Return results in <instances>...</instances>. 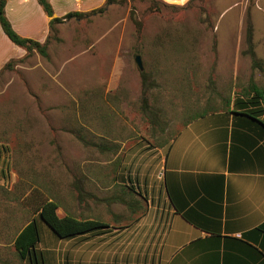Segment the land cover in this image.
I'll return each mask as SVG.
<instances>
[{"label":"rangeland","instance_id":"374dc122","mask_svg":"<svg viewBox=\"0 0 264 264\" xmlns=\"http://www.w3.org/2000/svg\"><path fill=\"white\" fill-rule=\"evenodd\" d=\"M106 1L52 0L55 16L88 13L55 31L32 3L25 37L50 35L49 55L34 52L0 72V264H30L15 239L32 219L42 264H155L154 240L168 226L160 178L173 139L194 114L224 110L252 80L264 87V0H161L159 10L151 0ZM6 39L5 54L25 50ZM45 199L60 216L110 228L61 238L35 213Z\"/></svg>","mask_w":264,"mask_h":264},{"label":"crops","instance_id":"0c3cea01","mask_svg":"<svg viewBox=\"0 0 264 264\" xmlns=\"http://www.w3.org/2000/svg\"><path fill=\"white\" fill-rule=\"evenodd\" d=\"M59 1L67 5L81 0ZM6 2V15L21 35L30 34L29 7L35 2L49 27L51 18L37 0ZM3 32L0 24V71L9 59L26 53L5 54ZM163 162L160 179L168 226L154 240L156 254L151 260L155 264H264V228L259 229L264 224V128L242 114H208L180 131ZM132 229L128 226L122 232L124 242H131Z\"/></svg>","mask_w":264,"mask_h":264},{"label":"trees","instance_id":"16d2710c","mask_svg":"<svg viewBox=\"0 0 264 264\" xmlns=\"http://www.w3.org/2000/svg\"><path fill=\"white\" fill-rule=\"evenodd\" d=\"M126 0H107L106 5L123 3ZM151 8L154 10L161 9V0H151ZM39 4L42 6L44 12L51 19L49 21V30L55 31V26L58 23L63 22L67 18H84L88 15L86 12L82 11H71L68 12L63 17L55 16V11L50 0H38ZM6 0H0V24L6 34V36L16 45L25 48L27 54L25 57L16 60L12 58L8 61L2 70H13L17 62L23 61L25 58L32 55L34 52H38L44 57H48L49 44L51 41V36L48 35L44 42L39 40L25 37L17 32L13 24L6 15L5 7ZM163 4V3H162ZM165 5V4H163ZM174 8V7H173ZM106 7L100 8L99 11L103 12ZM137 24L141 26V23L137 21ZM253 31L249 27L248 30V42H252ZM254 55V54H253ZM255 66H260L259 62L254 60ZM0 71V72H1ZM146 99V98H144ZM237 114H242L250 118L252 121L258 123L264 128V87L259 86L255 81H251L248 87L243 89L242 94H240L235 100L228 101L224 110ZM219 112V111H215ZM210 111H202L196 113L189 119L186 124L193 122L194 120L204 117L208 114L215 113ZM153 117H156L155 114ZM178 136V135H177ZM176 136V137H177ZM175 137V138H176ZM174 138V139H175ZM173 139V140H174ZM162 145V144H160ZM163 146V145H162ZM171 146V145H170ZM170 147L168 148V150ZM168 192V188H167ZM169 194V192H168ZM170 195V194H169ZM59 204L52 199H45L42 201L35 213L61 238H74L81 235H86L89 233H94L99 230L109 229L110 225L107 222L97 220V219H80L73 215L60 216L58 213ZM264 228V224L259 228ZM41 236L39 231V225L37 219H32L17 235L15 239V247L23 260H28L30 264H42L45 262L42 253L37 250V245L40 242Z\"/></svg>","mask_w":264,"mask_h":264},{"label":"water","instance_id":"95a60500","mask_svg":"<svg viewBox=\"0 0 264 264\" xmlns=\"http://www.w3.org/2000/svg\"><path fill=\"white\" fill-rule=\"evenodd\" d=\"M136 62H137V64H138L140 70H144V66H143V62H142V58H141V56L138 55V56L136 57Z\"/></svg>","mask_w":264,"mask_h":264}]
</instances>
